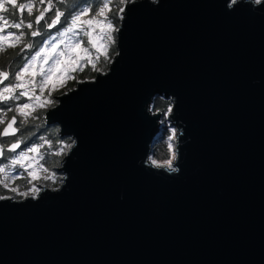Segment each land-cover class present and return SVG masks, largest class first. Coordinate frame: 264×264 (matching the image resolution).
I'll use <instances>...</instances> for the list:
<instances>
[{
    "label": "water",
    "instance_id": "1",
    "mask_svg": "<svg viewBox=\"0 0 264 264\" xmlns=\"http://www.w3.org/2000/svg\"><path fill=\"white\" fill-rule=\"evenodd\" d=\"M118 22L106 71L45 111L75 142L60 184L0 200V264H264V0H129Z\"/></svg>",
    "mask_w": 264,
    "mask_h": 264
},
{
    "label": "snow or ice",
    "instance_id": "2",
    "mask_svg": "<svg viewBox=\"0 0 264 264\" xmlns=\"http://www.w3.org/2000/svg\"><path fill=\"white\" fill-rule=\"evenodd\" d=\"M126 2L127 0H120L121 4ZM235 2L236 0H233V3ZM256 2L260 3L261 0H256ZM45 3L47 7L40 10L39 5ZM60 3L63 5L68 3V0H60ZM112 4L113 0H95V6L88 3L82 10L77 11L80 4H76L62 11L61 8L54 5L53 0H38V3L37 0H27V2L0 0V54L7 52L9 48L14 49L22 45L17 54L22 61L18 70L13 72L10 68L0 66V125H5L0 130V137H14L13 142L8 144L6 148L0 144V157L5 156L6 151L16 153L8 165L0 167V173L7 175L9 167L19 166L25 169L27 176L36 178L33 172L27 171L31 167V163L26 167L25 161L31 162L37 157L42 158L40 149L46 145L50 147L51 144L50 141L41 138L42 143L32 144L29 147L22 138L23 134L21 127L18 126V118L19 125H25L29 122V118L33 117L36 107H44L51 103V101L41 100L39 96L34 95L36 87H39L41 94H43L45 87L51 86L48 92L51 95V92L56 90L57 84L63 86L66 79L69 78L68 74L76 70H83L82 62L91 64L95 69L92 54L89 47L84 46L85 44L90 45L97 53L103 49L107 59V47L115 43L114 33L119 31L113 24L110 15ZM34 8L38 12L36 15H34ZM53 8H55L54 19L44 26L47 29H52L58 24H66L67 26L63 27V30H57L56 35L49 34L47 38H44L40 25L45 20L46 13ZM123 11L124 8L120 7L117 15ZM62 17L64 18L63 21L61 20ZM120 18L122 19V16ZM34 24L37 26L35 29ZM25 29L28 31L26 32ZM97 29H99L98 33ZM28 36L42 38L38 42L25 43ZM100 41H107V44H101ZM33 49L35 51H32L27 57L23 55L26 50ZM44 65L49 66L45 69ZM96 70L99 71V69ZM37 75L41 77L38 82L35 80ZM29 86H31L32 95H30ZM23 97H28L29 102H20ZM9 101L18 103H15L13 107L9 105ZM9 113H12L10 120L8 119ZM24 131L27 132L29 129L25 128ZM18 133H21L20 137H17ZM22 145L26 150L17 153V149H21ZM67 147L71 148L72 145H67ZM63 151L64 149L61 148L60 152ZM31 154H36V156ZM166 163L171 166L172 161L169 160ZM39 167L43 168V165H39ZM18 175L20 178H24V172ZM0 184L4 188L9 187L4 180H0ZM11 190L17 191L16 188ZM40 190L34 188L31 193H21V195L31 194L34 196ZM3 199H8V197L0 196V200Z\"/></svg>",
    "mask_w": 264,
    "mask_h": 264
},
{
    "label": "rangeland",
    "instance_id": "3",
    "mask_svg": "<svg viewBox=\"0 0 264 264\" xmlns=\"http://www.w3.org/2000/svg\"><path fill=\"white\" fill-rule=\"evenodd\" d=\"M56 1H57L56 2V5L58 7H60L62 9V11L65 10L66 8L67 9L68 8H71L73 5H76V4H80V8H78L77 11L82 10L83 7L87 6V4H83V0H78L76 2H73V0H68V3H65L63 5H61L60 0H56ZM19 2H27V0H19ZM37 3H38V0H37ZM90 3H92L95 6V0H90ZM119 4H120V6H119ZM124 4H121L120 3V0H113V4L111 5V13H110V15H111V18H112V22H113V24L115 25L116 28H118V26H119V22L118 21L121 20L120 17L122 16V13H120L119 15H117V13L119 12V8L120 7H123L124 8ZM40 8H41V5H39V9ZM34 11H36L35 8H34ZM25 17L27 18V14L26 13H25ZM66 26H67L66 24H63L61 27H59L58 29H56L54 31H50V30L49 31L48 30L44 31V38H47L49 34L56 35L57 34V30H63V27H66ZM36 27L37 26L34 25V29ZM25 31L27 32L28 30L25 29ZM98 32H99V29H97V33ZM94 35H96V33H94ZM32 38L33 37H29L28 36L25 39V43L31 42V39ZM41 38L42 37H40V39L38 41H40ZM114 39H115V43H116V33H114ZM99 43H101V44H107V41H100ZM115 43H113L111 45H108V47H107V58L110 56L108 60L105 58V52H104L103 49L99 53H97L95 51V49L91 48L90 45L85 44L84 46L85 47H89V50H90V52L92 54L93 63L95 64V69L92 67L91 64H84L82 62L81 67H83V70L82 71L76 70V71L71 72L70 74H68L69 75V78L66 79V81L63 84V86H60L59 84H57L56 90H53L51 92V95L48 94L49 88L51 86H46L45 87V92L43 94H41L40 88L39 87H36L35 88V91H34V95H37L38 94V95L41 96V100L51 101V103L50 104H46L44 107H36L35 112H37L38 110H41V109H45V111H46L51 106L55 105L57 103V100L54 98L55 95L60 94V92L63 93L67 89H71V88L67 87L66 85H67V83L69 81H75V82H77L78 81V78H77L78 73H81L84 70H90V72H93L94 74H96L97 72H103V71H105L108 68V64L110 63L111 59L115 55L114 54V55L111 56L112 51L115 48V47H113V46H115ZM19 47H22V45H20ZM19 47L14 48V49L13 48H9L10 50H16L15 57L18 58V59H19V57L17 56V54L19 53ZM32 51H35V49H33V50H26L23 55L25 57H27L28 55L31 54ZM19 63H20L19 66H15V67L13 66L12 67V71L13 72H15L16 70H18V68L22 64V61L20 60ZM48 66L49 65H44L45 69H47ZM96 69H99V71H97ZM93 77L94 76L88 77L86 79H91ZM26 79H29V78H26ZM40 79H41V77L39 75H37L35 77V80L37 82ZM79 81H81L80 78H79ZM29 88H30V95H32L31 86H29ZM20 102H29V98L28 97H23ZM15 103H18V102L9 101V105L10 106H13L14 107ZM170 108H171V106L168 108L167 112H165V113H163L161 115L160 120H161V128L162 129L159 130L158 136H157V140L154 143V144H156V143H160V144L161 143H164V146H162V148H164L165 151H169V157H164V154H165L164 151L158 150V148L155 149V150L152 149L151 150V154H150V158H151L152 161H155V164L168 165L166 163V161H169V160L173 161V159H174L173 157H175L174 148H175V145H176V132H177V130H176L175 126L170 125V122L168 121V115H169V112H170ZM35 112L33 113V117L29 118V122L27 124H29L30 122H32V125H34L35 118H36V117L34 118ZM8 116H9V114H8ZM43 118H44L43 124H39L38 127H37L38 130H41L43 132H38V140L36 142H41L42 141L41 138H43L44 135L46 134V135H48V138L49 139H52V142L53 143H56L58 141V139H59L58 138L59 133L55 129L57 125H55V124H49L48 125L47 123H45V114H44ZM0 126H2V125H0ZM18 126H20V127L24 126V125H19V118H18ZM170 137H171V139H169ZM22 138L24 140L27 139V134L24 133L22 135ZM61 138L62 139H66V141H65V149H64V143H62V142L59 141L58 145L55 146L53 150H50L48 152V154L46 155L45 162L47 164L46 165H43V168L39 167V165H41V161H40V158L39 157H37L36 159L32 160L31 162L25 161V166L26 167H27V165L29 163H31V167L28 168L27 171L33 172L35 174V176H36L35 179H33L30 176H27V172L25 170L21 169L19 166L9 167L7 169V175H5L3 173H0V180H4L6 183H8L9 184V187L8 188H4L2 184H0V186L2 188L6 189V190H11L12 188H16L17 191L13 195L16 196L17 194H20V198L19 199H21V198H23L25 196L24 195H21V193L19 192V190H23L22 192H24V190L25 191H29V190H33L34 188H39L40 189L42 186L52 187V186H48L46 184L49 182V184L51 185L56 180L47 181L45 179V176L47 174H52L55 177L57 175H59V180L57 182L58 183L57 185H59L60 182H61L62 173H59L58 172V167H60L61 160H60V162L57 161V157L62 153V152H60V149L61 148H63L65 150V154H66V152L69 149L67 147V145H72V143H73L72 142V139L70 137H61ZM169 145H171V147H169ZM28 146L30 147L32 145H29L28 144ZM21 150H26V149L23 147L22 149L18 150L17 153L19 151H21ZM154 151L156 152V155H154ZM57 153H60V154H57ZM14 155H16V153L11 154V155H8L6 161L0 162V167L5 166V165H8L9 162H10V160H11V158ZM31 155L36 156V154H31ZM18 169H21V171L24 172V178H20L18 175L17 176H13V177L10 175L12 173V171L17 172ZM40 170H41V173L39 175H37ZM10 177H12L11 183L9 182V179H8ZM14 177H16V178H14ZM17 192H19V193H17ZM13 195H11L10 197H12ZM29 195H31V194H29ZM15 199H18V198H15Z\"/></svg>",
    "mask_w": 264,
    "mask_h": 264
},
{
    "label": "trees",
    "instance_id": "4",
    "mask_svg": "<svg viewBox=\"0 0 264 264\" xmlns=\"http://www.w3.org/2000/svg\"><path fill=\"white\" fill-rule=\"evenodd\" d=\"M54 1L57 2L56 0H54ZM76 1H78V0H73V2H76ZM127 1H129V0H127ZM88 3H90V0H83V4H88ZM119 6H120V4H119ZM36 14L37 13L34 12V15H36ZM113 47H115V46H113ZM115 52H116V48L113 49L111 56L114 55ZM15 53H16V50H10V49H8L7 52L1 54L0 55V66H4L5 68H10L11 70H12V67L13 66L14 67L15 66H19L20 65V63H19L20 60L15 57ZM109 57L107 58V60L109 59ZM92 76H95V74L93 72H90V70H84L83 72L78 73L77 78H80L81 80H83V79H86V78L92 77ZM75 85H76V82L75 81H69L66 86L69 87V88H73ZM60 93H62V92H60ZM170 106H171L170 100L169 99H163L161 97L154 98L153 101L150 103V108H151L152 112H161L162 114L165 113V112H167V110H168V108ZM44 114H45V109L38 110L37 112H35V115H34V118L36 117L35 118L34 125H32V122H30L29 124H26V125H24V126L21 127V133L22 134H24V133L27 134V139H25V142L28 143L29 145L39 144V143H42L43 142V141H41V142H36V141L38 140V132H43L41 130H38L37 127H38L39 124H43V122H44V118H43ZM10 115H12V113H9V116ZM0 128H1V126H0ZM25 128L29 129V131L25 132L24 131ZM55 129L58 132V126H56ZM21 133H19L20 136H21ZM58 138H59L58 141L56 143H53L52 142V139H49L48 138V135H46V134L44 135L43 139H46V140L50 141L51 146L49 147V146L46 145L44 148H41L40 149V155L42 156V158L39 157L40 158V161H41V165H46L47 164L45 162L46 155L48 154V152L50 150H53L54 147L58 145L59 141L62 142V143H64V149H65V141H66V139H62L59 135H58ZM156 140H157V138H156ZM162 146H164V143H161V144L160 143H156V144H153V148L152 149L155 150V149L158 148V150L164 151V153H165L164 154V157H169V151H165V149L162 148ZM64 154H65V150L57 157V161L60 162V160L64 156ZM154 155H156V152L155 151H154ZM6 160H7V158H5L4 160L1 159L0 162L6 161ZM21 169L25 170L24 168H21ZM21 169H18L17 172L12 171V173L10 175L12 177L13 176H17L19 173L22 172ZM40 173H41V170L39 171V173L37 175H39ZM12 177L8 178L10 183H11ZM45 179L47 181L56 180L51 185L49 184V182L46 184L48 186H52L50 188H55V187L58 186L57 185L58 184L57 182L59 180V175H57L55 177L52 174H47L45 176ZM22 191L23 190H19L20 193H31L33 190H29V191H25L24 190V192H22ZM19 192H17V193H19ZM13 194H15V192H13L12 190H6V189H4V188H2L0 186V196H11ZM12 197L19 199L20 198V194H17L16 196L13 195Z\"/></svg>",
    "mask_w": 264,
    "mask_h": 264
},
{
    "label": "flooded vegetation",
    "instance_id": "5",
    "mask_svg": "<svg viewBox=\"0 0 264 264\" xmlns=\"http://www.w3.org/2000/svg\"><path fill=\"white\" fill-rule=\"evenodd\" d=\"M53 3H54V5L56 6V7H58L57 5H56V2L53 0ZM46 5V3L44 4V5H41V8H40V10H42L43 9V7ZM60 8V7H59ZM67 9V8H66ZM62 10V9H61ZM35 13H37L38 14V12L37 11H34ZM54 16H55V8H53L51 11H49L48 13H46V16H45V20L44 21H42L41 22V25H40V29H41V31L44 33V31H46V30H50V31H54V30H56V29H58L59 27H61L63 24H59V25H57L56 27H54V28H52V29H47L44 25L46 24V23H50V21L52 20V19H54ZM61 20L63 21L64 20V18L62 17L61 18ZM35 25V24H34ZM36 26V25H35ZM40 39V37H33L32 39H31V42H38V40ZM17 137H20V135H19V133L17 134ZM13 140H14V137H6V138H3V139H1L0 141H1V144H3L5 147L8 145V144H10V143H12L13 142ZM24 147V145H22L21 146V149ZM18 150H20V149H18ZM17 150V151H18ZM11 154H13V153H11V152H5V156H3V157H1L0 158V160L1 159H5V158H7V156L8 155H11Z\"/></svg>",
    "mask_w": 264,
    "mask_h": 264
},
{
    "label": "clouds",
    "instance_id": "6",
    "mask_svg": "<svg viewBox=\"0 0 264 264\" xmlns=\"http://www.w3.org/2000/svg\"><path fill=\"white\" fill-rule=\"evenodd\" d=\"M252 2L255 3V4H259V3L256 2V0H252Z\"/></svg>",
    "mask_w": 264,
    "mask_h": 264
}]
</instances>
